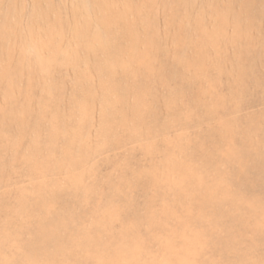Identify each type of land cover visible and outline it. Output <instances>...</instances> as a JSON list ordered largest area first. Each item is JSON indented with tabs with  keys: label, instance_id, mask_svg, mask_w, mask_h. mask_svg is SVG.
<instances>
[{
	"label": "rangeland",
	"instance_id": "1",
	"mask_svg": "<svg viewBox=\"0 0 264 264\" xmlns=\"http://www.w3.org/2000/svg\"><path fill=\"white\" fill-rule=\"evenodd\" d=\"M0 264H264V0H0Z\"/></svg>",
	"mask_w": 264,
	"mask_h": 264
},
{
	"label": "bare ground",
	"instance_id": "2",
	"mask_svg": "<svg viewBox=\"0 0 264 264\" xmlns=\"http://www.w3.org/2000/svg\"><path fill=\"white\" fill-rule=\"evenodd\" d=\"M79 2V1H78ZM233 2H234V0H233ZM242 4V3H241ZM253 4V3H252ZM228 5H229V3H228ZM228 5H226L227 7H228ZM236 5V4H235ZM235 5H233V6H235ZM245 5H247V4H245ZM83 6V5H82ZM242 6V5H241ZM236 7V6H235ZM239 7V6H238ZM243 7V6H242ZM234 8V7H233ZM246 8V7H245ZM249 8V7H248ZM241 9V8H240ZM256 9V8H255ZM233 10H235V8L233 9ZM236 11V10H235ZM243 11V10H242ZM251 11H252V8H251ZM237 12V11H236ZM240 12H241V10H240ZM249 12V11H248ZM226 13V12H225ZM243 13V12H242ZM230 14V13H229ZM237 14V13H236ZM235 15V14H234ZM234 15H232V16H234ZM254 15V14H253ZM245 16V15H244ZM251 16V15H250ZM249 16V17H250ZM242 17V16H241ZM249 17H246V18H248L249 19ZM242 19V18H241ZM240 21V20H239ZM248 21V20H247ZM224 25V24H223ZM248 26V25H247ZM236 28V27H235ZM239 28V27H238ZM234 30V29H233ZM239 30V29H238ZM222 33V32H221ZM238 33V32H237ZM224 34V33H223ZM226 35V34H225ZM234 36V35H233ZM247 37V36H246ZM223 38H224V35H223ZM224 40V39H223ZM225 41H226V39H225ZM224 41V42H225ZM229 46V45H228ZM89 105V104H88ZM78 151V150H77ZM230 153V152H229ZM225 159V158H224ZM112 195V194H111ZM111 195H110V197H111ZM109 215V214H108ZM63 224V223H62ZM67 224V223H66ZM101 227V226H100ZM63 232V231H62Z\"/></svg>",
	"mask_w": 264,
	"mask_h": 264
}]
</instances>
